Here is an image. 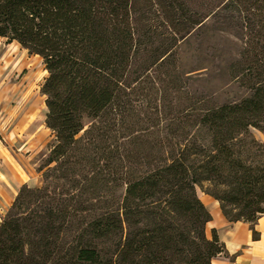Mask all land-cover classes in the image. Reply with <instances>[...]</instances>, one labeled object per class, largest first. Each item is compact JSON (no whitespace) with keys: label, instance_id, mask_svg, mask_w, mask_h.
Instances as JSON below:
<instances>
[{"label":"trees","instance_id":"obj_1","mask_svg":"<svg viewBox=\"0 0 264 264\" xmlns=\"http://www.w3.org/2000/svg\"><path fill=\"white\" fill-rule=\"evenodd\" d=\"M209 20L241 39L249 96L201 108L177 49ZM0 39L41 58L54 137L2 219L0 264H213L226 250L198 188L257 236L264 0H0Z\"/></svg>","mask_w":264,"mask_h":264},{"label":"rangeland","instance_id":"obj_2","mask_svg":"<svg viewBox=\"0 0 264 264\" xmlns=\"http://www.w3.org/2000/svg\"><path fill=\"white\" fill-rule=\"evenodd\" d=\"M4 44L7 45L6 41L0 39V49L7 50L3 61L5 69L0 66V147L3 149L0 167L1 160L15 165V159L20 168L15 165L16 169L7 170L15 174L18 183L25 182L24 185L35 188L42 184L39 169L54 142L45 124L46 96L42 94L48 72L40 57L19 50L15 45L5 47ZM242 47L234 31L222 29L212 20L180 42L177 52L179 70L186 82L185 92L199 107H217L249 96V92L233 80L230 69L231 64L239 60ZM181 95L182 100L188 98L184 93ZM256 137L264 142L263 134L256 132ZM16 197L0 199L1 222Z\"/></svg>","mask_w":264,"mask_h":264},{"label":"crops","instance_id":"obj_3","mask_svg":"<svg viewBox=\"0 0 264 264\" xmlns=\"http://www.w3.org/2000/svg\"><path fill=\"white\" fill-rule=\"evenodd\" d=\"M12 45H15L19 50L21 49L16 43L11 45L4 44L5 47ZM6 58L7 50L0 49V66L2 69H5L3 61ZM37 138L41 139L40 135ZM1 150L3 149L0 147V152ZM14 161L15 165L19 167V163L15 159ZM1 162L3 164L0 167V199H8L10 195L16 197L19 193L18 191H20L19 189L25 182L18 183L15 174L13 176L11 171L7 170V168L10 170L12 168L16 169L15 165L7 164L4 160H1ZM197 194L212 215V221L207 225L208 236H211L212 231L215 230L220 242L225 245L226 256L215 258L213 264H264V215L255 224L257 235L255 237L250 224L245 222H229L223 216L220 203L217 200L199 189H197Z\"/></svg>","mask_w":264,"mask_h":264},{"label":"bare ground","instance_id":"obj_4","mask_svg":"<svg viewBox=\"0 0 264 264\" xmlns=\"http://www.w3.org/2000/svg\"><path fill=\"white\" fill-rule=\"evenodd\" d=\"M17 46H19V45L17 44Z\"/></svg>","mask_w":264,"mask_h":264}]
</instances>
